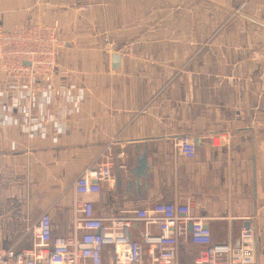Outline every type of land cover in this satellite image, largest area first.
I'll list each match as a JSON object with an SVG mask.
<instances>
[{
	"label": "crops",
	"instance_id": "0c3cea01",
	"mask_svg": "<svg viewBox=\"0 0 264 264\" xmlns=\"http://www.w3.org/2000/svg\"><path fill=\"white\" fill-rule=\"evenodd\" d=\"M55 22L69 76L53 82L83 100L55 98L64 122L32 137L12 124L22 115L0 108V248H31L45 213L54 238L71 236L76 202L91 201L101 218L189 202L216 243L238 246L252 227L264 264V0H0V28ZM226 130L249 140L215 147ZM183 136L195 139L193 159L178 154ZM107 159L113 178L76 196L74 181ZM186 175L193 183L177 196ZM144 227L134 223L132 238ZM201 249L186 236L175 264H193Z\"/></svg>",
	"mask_w": 264,
	"mask_h": 264
},
{
	"label": "built area",
	"instance_id": "2783aa9c",
	"mask_svg": "<svg viewBox=\"0 0 264 264\" xmlns=\"http://www.w3.org/2000/svg\"><path fill=\"white\" fill-rule=\"evenodd\" d=\"M63 47L57 22L0 28V76L5 80L0 108L22 115L21 122L12 120V124H19L31 137L43 123L64 122L67 112L55 110V98L66 99L73 94L70 102L76 107L83 100L78 91L74 93V86H56L53 82L56 75L69 76L68 71L59 70L57 61ZM8 94H12V101L5 106ZM73 115L72 109L69 116ZM248 140L244 130H226L215 135L213 145L238 149ZM176 145L182 158H195L194 137L183 136ZM114 169L108 159L86 169L73 183L74 194L99 193V181L112 179ZM192 183L191 176H181L175 194H186ZM73 210L71 236L54 238L51 217L45 213L38 221L32 247L18 251L0 248V264H175L177 244L186 236L202 248L193 264H256L252 227L241 229L238 246L216 243L205 220L192 214L189 202L156 203L151 209L131 211L125 217H98L91 201L76 202ZM136 222L145 226L138 239L131 236Z\"/></svg>",
	"mask_w": 264,
	"mask_h": 264
},
{
	"label": "water",
	"instance_id": "95a60500",
	"mask_svg": "<svg viewBox=\"0 0 264 264\" xmlns=\"http://www.w3.org/2000/svg\"><path fill=\"white\" fill-rule=\"evenodd\" d=\"M112 60L114 61V65H113V68L114 69H116V68H118L119 66H120V56L119 55H114V56H112ZM140 160V162L142 161H144V158H140L139 159Z\"/></svg>",
	"mask_w": 264,
	"mask_h": 264
},
{
	"label": "bare ground",
	"instance_id": "6f19581e",
	"mask_svg": "<svg viewBox=\"0 0 264 264\" xmlns=\"http://www.w3.org/2000/svg\"><path fill=\"white\" fill-rule=\"evenodd\" d=\"M31 25H34V24H31ZM134 53V52H133Z\"/></svg>",
	"mask_w": 264,
	"mask_h": 264
}]
</instances>
